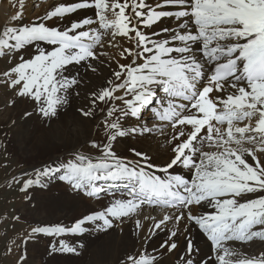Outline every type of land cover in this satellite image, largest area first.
Segmentation results:
<instances>
[{
    "label": "snow or ice",
    "instance_id": "snow-or-ice-1",
    "mask_svg": "<svg viewBox=\"0 0 264 264\" xmlns=\"http://www.w3.org/2000/svg\"><path fill=\"white\" fill-rule=\"evenodd\" d=\"M94 17L59 22L81 10ZM24 0L0 29V57L18 61L8 71V86L32 100L44 117L56 114L66 94L78 86L65 75L69 66L98 60V47L117 37L128 63L119 64L108 87L94 93L93 104L107 102L105 142L92 143L98 158L77 154L72 160L37 170L41 178L57 176L89 196L123 183L125 199L74 222L72 227H37L33 233L62 236L83 233L87 225L107 230L114 220L134 215L145 204L171 208L154 227L170 219L187 221L210 242L211 255L199 264H264V250L242 251L264 244V0H59L43 16L24 23ZM32 54L26 58L25 51ZM122 93V94H117ZM116 101L119 103L113 104ZM146 114L159 121L151 127ZM25 115H30L26 113ZM85 116L92 115L84 112ZM129 119L136 126L125 128ZM170 130L171 156L163 166L144 152L138 158L117 156L112 142L127 135ZM246 144L253 147H245ZM205 145L215 151L204 150ZM259 154V155H258ZM187 170L182 175L178 170ZM100 182H104L101 184ZM46 187L41 179L24 182ZM200 209H210L202 214ZM102 222V223H99ZM137 227L140 222L137 221ZM177 235L169 233V240ZM169 253L176 242L165 241ZM50 252L76 253L63 239ZM188 240L182 264H195ZM25 256L20 257L23 264ZM131 264H157L155 256H129Z\"/></svg>",
    "mask_w": 264,
    "mask_h": 264
},
{
    "label": "bare ground",
    "instance_id": "bare-ground-1",
    "mask_svg": "<svg viewBox=\"0 0 264 264\" xmlns=\"http://www.w3.org/2000/svg\"><path fill=\"white\" fill-rule=\"evenodd\" d=\"M24 1V14H26L24 23H31L36 17L43 16L50 6L59 2V0ZM19 10V1L0 2V29L15 23L11 21V17L15 16ZM85 16L94 17V10H81L68 19L60 21L58 26L66 27L71 20H79ZM104 46L97 49L103 53L99 59L90 61L96 68L95 72L91 71L85 62L69 66L65 75L77 78L79 84L68 91L67 102L58 106L53 116H42L37 110L38 106L25 97L19 96L10 103L7 95L9 89L0 85V126L6 133L7 144L13 151L20 154L21 158L25 160L37 157L42 158L43 163L51 161L55 164L64 159L68 152L93 158L99 157V152L92 147V143L94 141L102 143L103 135L107 133H105L104 121L108 118L106 113L109 110V104L99 101L93 104L94 93H99L101 89L108 87L109 80L115 79L112 73L119 71L118 65L126 61L121 57V49L129 46V42L117 37L112 45H109L106 39ZM31 54V49L24 53L26 58ZM6 60L7 56L0 57V73L4 70ZM86 111L91 112L92 115L85 116ZM26 113L30 115H25ZM149 117L150 114L144 117V122L148 123L149 127L160 123L157 120L150 121ZM135 126L134 119L124 123L125 128ZM170 135L171 131L168 129L164 130L163 135L158 132L127 135L112 142L113 150L117 156L135 160L138 159L132 151L135 149L150 156L152 163L163 166L171 156V145L166 139ZM245 147H253V145L246 144ZM204 150L215 151L216 149L205 145ZM59 164L61 163L57 165ZM178 171L182 175H188L187 170ZM57 176L41 178L36 175L33 179H41L47 186L31 185L28 201L21 212L27 219L41 223L42 227L70 228L74 222L103 209L98 205L103 206L106 200H96L98 197L111 198L118 191L120 193L127 191L123 183L117 182L114 187L107 188L96 196H89L84 191L73 190L67 182L60 181ZM115 188L118 189L114 190ZM125 198L118 197V199ZM93 201L94 204L91 203ZM204 211H210V209H200L201 214ZM175 214L171 208L145 204L127 220L121 221L120 225L108 229L107 237L96 236L93 233V224L87 225L88 230L83 233H66L62 236L35 233L23 245V256L26 258L23 264H33L42 257L43 264L47 261V264H131L129 256L138 257L142 253L155 256L157 264H182L179 257L181 254L187 255L188 240L192 241L195 249H198L191 258L195 264H199L201 260L211 255L210 242L201 231L195 227H189L185 231L188 222L177 223L175 219H170L159 229L154 227L165 215L174 217ZM137 221L140 222V227H137ZM172 223L174 226H171ZM172 227L177 229L175 230L177 235L169 240V233L174 231ZM60 239L76 247L75 255L70 256L59 251L50 252L49 245L55 244ZM165 241L176 242L177 248L169 253L161 248ZM241 250H246L250 254L255 253L264 250V244L256 241L255 244Z\"/></svg>",
    "mask_w": 264,
    "mask_h": 264
},
{
    "label": "rangeland",
    "instance_id": "rangeland-1",
    "mask_svg": "<svg viewBox=\"0 0 264 264\" xmlns=\"http://www.w3.org/2000/svg\"><path fill=\"white\" fill-rule=\"evenodd\" d=\"M3 1L9 0H0V2ZM13 1L20 2V0ZM17 61L18 56H16L15 59H13L11 56H7V60L4 62L5 64L3 66L4 70L0 74L8 71V69L11 68L13 64H15ZM126 61H124L122 64H125ZM0 85L9 89L8 93L10 95H7L9 97L10 103L12 102V100L14 101L19 97L16 92L8 86V77L0 75ZM110 119L111 118L109 117L107 118V120ZM149 120L156 121L154 118L150 117ZM106 135L107 133L103 135V142H105ZM74 153L75 152H72V154L70 152L66 153L67 155L63 157L64 159L60 160L58 163H64L69 160H72L77 155V153ZM41 161H43V159H38L37 157L25 160L24 158H21V155L13 151L7 144L6 133L0 126V264H19L20 257L23 255V245L28 239H30L35 234L32 232V230L37 227H42L41 223L34 222V220L32 219L29 220L21 213L29 197V189L27 191L21 190L24 182L33 179L37 175V170L54 164V162L51 163V161H45L44 163ZM117 189L118 188H115L114 190ZM119 193L120 191H118V193L116 194H113V197L111 196V198H109V196L107 198L103 196H100L101 198L98 197L96 200H106V204L104 203L103 206L98 205V207H101L103 209L97 211V213L103 211L104 207L114 203L115 200L118 199V197H127V191L122 192L120 194ZM122 194L125 196H123ZM91 203L94 204V201ZM127 218L128 217H125L122 220H114L113 226L120 225L122 223L121 221L127 220ZM173 224L174 223H172L171 226H174ZM172 229L174 231L177 230L174 227H172ZM151 230L149 231L151 232ZM93 231L92 232L96 234V236H108V229L106 231L102 229H97L94 225ZM67 255L72 256L75 255V253H67ZM43 262L44 259L42 257L41 259L35 261L33 264H43Z\"/></svg>",
    "mask_w": 264,
    "mask_h": 264
}]
</instances>
